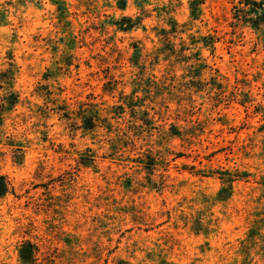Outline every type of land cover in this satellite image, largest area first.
Here are the masks:
<instances>
[{
  "label": "rangeland",
  "instance_id": "rangeland-1",
  "mask_svg": "<svg viewBox=\"0 0 264 264\" xmlns=\"http://www.w3.org/2000/svg\"><path fill=\"white\" fill-rule=\"evenodd\" d=\"M62 1L64 18L0 0L18 95L0 123V264H26V241L28 264H264V37L230 26L233 0H204L195 20L188 0ZM206 35L213 48L191 43ZM166 37L200 56L199 76Z\"/></svg>",
  "mask_w": 264,
  "mask_h": 264
},
{
  "label": "trees",
  "instance_id": "trees-1",
  "mask_svg": "<svg viewBox=\"0 0 264 264\" xmlns=\"http://www.w3.org/2000/svg\"><path fill=\"white\" fill-rule=\"evenodd\" d=\"M55 7L58 12L59 18L65 17V4L62 0H49ZM125 2V0H123ZM204 0H188V10H189V17L193 20L197 19L201 12V5L203 4ZM231 21L230 26H244L248 27L251 30L257 32L262 37H264V0H233L231 2ZM122 8V7H120ZM120 20H127L126 25H116L122 31L130 30L137 25H139L138 18L131 19L129 17H121ZM167 28L161 29V34H168L174 33L177 29V23L174 19H170L166 23ZM161 36V35H160ZM167 38V37H166ZM191 43H198L201 40V44L207 48H213L214 38L213 36L206 35L203 37L195 38L193 36L190 37ZM171 41L167 38L166 39V51L164 54L171 53L170 56L178 58V60H182L183 62H189L188 64V72L195 71V76H199L200 69L206 66L204 63H201L200 56L194 57V61H190V57L184 54L186 47H180L177 51L174 49V45L170 46ZM164 45V43H163ZM165 46V45H164ZM179 53V55H177ZM198 56V55H196ZM11 74V75H10ZM12 70L8 69L5 71L0 72V80H3L2 86H8L7 88L1 87L4 90L3 99L1 100L0 104V123L2 122V112L4 110H11L18 102V95L12 91L10 80H12ZM6 90V91H5ZM63 110V109H62ZM256 113H259L263 123L261 124L262 130H264V109H257ZM78 117L80 118L83 126L85 128H93L95 125L94 116L96 115H87L81 109L78 111ZM64 116H68L67 113H63ZM226 177H224V181L220 188L217 190L215 196L216 199L221 201L227 199L231 194V181L229 174L225 173ZM224 175V176H225ZM261 187L264 196V176L261 179ZM10 186L9 183L4 175L0 174V196L5 195ZM255 226L254 228L250 229V233H248V237L254 236L255 232L258 233V229ZM35 245L26 241L20 245L18 248V257L20 260L26 264L35 261Z\"/></svg>",
  "mask_w": 264,
  "mask_h": 264
}]
</instances>
